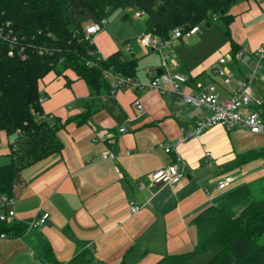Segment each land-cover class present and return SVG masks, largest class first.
Returning <instances> with one entry per match:
<instances>
[{"label":"crops","instance_id":"0c3cea01","mask_svg":"<svg viewBox=\"0 0 264 264\" xmlns=\"http://www.w3.org/2000/svg\"><path fill=\"white\" fill-rule=\"evenodd\" d=\"M229 13V35L237 49L251 52L264 43V0H240ZM180 41L190 57L186 52L178 55L179 40L171 50L178 70L188 75V91L212 82L227 97L235 80L250 70L249 62L233 57L227 36L207 54L203 53L214 45L208 31L198 29ZM116 50L99 55L105 58ZM143 51L147 62L139 74L135 58L134 76L147 83V70L160 68L154 67L152 54L160 55ZM221 55L228 56L226 68L233 78L228 85L214 72ZM103 79L110 84V77ZM108 89L92 94L71 70L62 75L51 71L40 80V95L46 96L43 113L50 123L59 119L56 134L62 147L21 170L13 194L15 217L6 224L24 223L37 213L47 212L48 217L21 236L0 239V264H67L74 258H83V264H154L166 253L193 248V218L221 196L223 189L215 188L218 180L231 177L228 186H240L264 177V134L215 125L176 144L180 127L191 128L203 111L190 107L175 116L181 102L147 86L101 99ZM263 89L264 81H256L252 106L260 113ZM137 97L142 111L133 104ZM120 127L126 130L120 132ZM11 140L0 130V165L9 162ZM166 144L172 145L169 153L164 151ZM105 151L114 157L101 158ZM182 162L186 169L180 182L151 183L149 173ZM130 201L143 206L132 214ZM44 247L51 249L49 260Z\"/></svg>","mask_w":264,"mask_h":264},{"label":"trees","instance_id":"16d2710c","mask_svg":"<svg viewBox=\"0 0 264 264\" xmlns=\"http://www.w3.org/2000/svg\"><path fill=\"white\" fill-rule=\"evenodd\" d=\"M238 1L0 0V30L8 34L5 39L0 37V130L12 136L9 162L0 165V195L13 196L21 170L61 150L56 134L60 121L50 123L38 102L39 82L47 73L62 75L71 70L92 94L109 88L102 77L104 68L135 75L137 60L124 58L120 50L99 57L95 42L85 34L87 24L117 8L138 9L145 13V32L165 38L178 26L212 24L216 16L234 54L237 48L229 35V11ZM12 36L13 43L9 41ZM40 47L46 48L42 54ZM261 116L264 120V104ZM193 224V248L166 253L154 264H186L188 258L203 252L212 253L204 264H264V177L223 193L194 216ZM26 229L22 222L8 226L0 221V232L14 237ZM43 250L49 260L50 247ZM83 263V258H74L67 264Z\"/></svg>","mask_w":264,"mask_h":264},{"label":"built area","instance_id":"2783aa9c","mask_svg":"<svg viewBox=\"0 0 264 264\" xmlns=\"http://www.w3.org/2000/svg\"><path fill=\"white\" fill-rule=\"evenodd\" d=\"M133 13L136 18L145 17V13L142 10L137 9ZM212 19L213 21L217 20L216 16H213ZM103 23L104 19H101L100 21L91 22L85 26V34L87 37L92 38L91 41H93V36L101 29ZM199 24L187 28L178 26L172 29L165 38L147 32L143 33L138 38V42L143 49H152L159 53L161 73L156 74L154 70L148 69L147 73L150 78L147 83H142L136 76L123 75L111 68H104L102 69V77H110L111 80L107 93L101 95V99L112 97L121 90L134 89L139 91L144 86H147L149 89L174 97L181 102L182 106L175 111V116L180 115L184 109L190 107L203 111L201 117L194 121L191 128L186 129L180 127L181 133L176 139V144L185 142L192 137H197L215 125H222L226 129L243 127L251 133L264 134V120L260 111L252 106L255 83L256 81H264V43L251 52L245 48H239L233 54L235 59H243L249 62L250 70L235 80L236 87L227 97L221 96L216 85L212 82L197 85L195 92H191L186 89L189 80L188 75L178 70L176 57L171 49L179 39L197 32ZM0 37L5 39V37H8V34L3 35V32L0 30ZM9 41L11 43L15 42V37H10ZM38 51L42 54L46 51V48L40 47ZM12 54L13 51L11 49L9 55ZM99 57L101 56L99 55ZM227 60V55H221L218 57L214 68V72L221 77L224 85H228L233 80L232 75L226 68ZM87 63L90 62L88 61ZM45 100V95H40L38 98L39 103H43ZM256 102L258 105L261 104L260 100ZM133 104L137 111L143 110V105L138 97L133 101ZM44 115H41V117L44 118ZM125 130L124 127L119 128L120 132H124ZM171 150L172 145L166 144L164 146L166 153H169ZM100 156L104 159L114 157L108 151L101 153ZM205 156H209V152H206ZM176 160H180V157H177ZM185 169L186 165L184 162L179 166L172 163L166 167L152 171L148 177L152 184L172 186L185 177ZM231 180V177H223L217 181L215 188L224 189L230 184ZM13 205L14 196H8L6 194L0 195V221H7L15 217ZM142 206L134 201L129 202V208L132 214L137 213ZM47 217V212L37 213L24 223L27 225V229L36 228L44 224ZM8 237L12 236L5 232H0V239Z\"/></svg>","mask_w":264,"mask_h":264},{"label":"rangeland","instance_id":"374dc122","mask_svg":"<svg viewBox=\"0 0 264 264\" xmlns=\"http://www.w3.org/2000/svg\"><path fill=\"white\" fill-rule=\"evenodd\" d=\"M126 13V14H125ZM126 15L123 17V15ZM132 11H125L121 8L114 9L105 18L101 29L93 36V41L97 46L98 52L101 55L107 54L111 48L120 50L126 57H134L138 60L137 72L140 74L144 70L145 63L147 62V55L144 54L143 49L140 47L138 38L145 33L144 20L145 17L136 18ZM224 25L221 20L217 19L207 27L205 23L199 24V33L202 31H208L210 38L214 45L208 48L203 54H207L226 39L223 33ZM179 42L180 39H179ZM184 43L181 42L177 46L178 55L183 57L185 52L190 57V53L184 48ZM202 49H198L201 51ZM154 67L160 64V58L158 54L153 53ZM240 67H243L240 63ZM258 180V179H257ZM256 181V180H255ZM237 186L230 185L221 190L219 196L226 193L229 190L236 188ZM211 252H203L194 255L192 258H188L186 264H204L209 258H211Z\"/></svg>","mask_w":264,"mask_h":264},{"label":"water","instance_id":"95a60500","mask_svg":"<svg viewBox=\"0 0 264 264\" xmlns=\"http://www.w3.org/2000/svg\"><path fill=\"white\" fill-rule=\"evenodd\" d=\"M205 25H206L207 27L210 26L209 23H205ZM155 73H156V74H160V73H161V69H160V68H156V69H155Z\"/></svg>","mask_w":264,"mask_h":264}]
</instances>
